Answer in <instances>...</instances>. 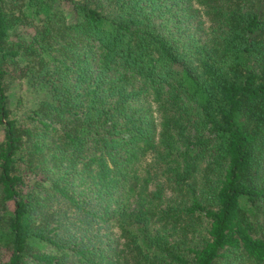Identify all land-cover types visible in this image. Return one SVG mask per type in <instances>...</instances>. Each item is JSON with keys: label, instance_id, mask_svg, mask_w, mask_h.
Wrapping results in <instances>:
<instances>
[{"label": "trees", "instance_id": "obj_1", "mask_svg": "<svg viewBox=\"0 0 264 264\" xmlns=\"http://www.w3.org/2000/svg\"><path fill=\"white\" fill-rule=\"evenodd\" d=\"M0 130V264H264V0H0Z\"/></svg>", "mask_w": 264, "mask_h": 264}, {"label": "rangeland", "instance_id": "obj_2", "mask_svg": "<svg viewBox=\"0 0 264 264\" xmlns=\"http://www.w3.org/2000/svg\"><path fill=\"white\" fill-rule=\"evenodd\" d=\"M63 7L67 15L70 17L72 15L71 3L65 2ZM9 92H11V102H18L20 107L31 106V104H33L39 98L46 95L44 90L32 88L28 86L24 80L16 81L12 86L9 87Z\"/></svg>", "mask_w": 264, "mask_h": 264}]
</instances>
